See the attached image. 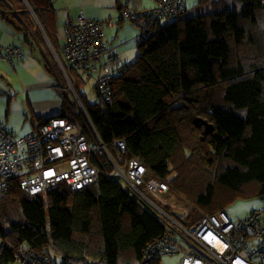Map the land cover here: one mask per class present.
Instances as JSON below:
<instances>
[{
    "label": "trees",
    "instance_id": "trees-1",
    "mask_svg": "<svg viewBox=\"0 0 264 264\" xmlns=\"http://www.w3.org/2000/svg\"><path fill=\"white\" fill-rule=\"evenodd\" d=\"M4 1L0 14L18 34L24 31L25 40L23 22L35 37L34 15L25 7L9 16ZM26 1L46 32L40 9H51L52 0ZM186 2L178 16L162 17L152 27L132 23L139 28L136 54L115 65L121 74L110 81V103L87 104L74 79L84 110L64 101L59 115L89 141L97 137L118 166L139 158L177 189L192 205L176 219L191 229L204 213L223 210L222 193L264 194V0H198L197 11L182 17ZM43 62L51 72L53 60ZM32 119L36 130L50 117ZM120 139L124 152L112 145ZM100 160L104 172L81 189L60 182L28 195L17 178L11 181L0 198V264H24L21 252L27 249L47 254L54 264L50 250L62 264L142 263L146 245L168 225L119 182L106 156ZM161 258L144 264H160Z\"/></svg>",
    "mask_w": 264,
    "mask_h": 264
},
{
    "label": "built area",
    "instance_id": "built-area-1",
    "mask_svg": "<svg viewBox=\"0 0 264 264\" xmlns=\"http://www.w3.org/2000/svg\"><path fill=\"white\" fill-rule=\"evenodd\" d=\"M152 1V7L131 6L118 12L117 17L132 23L141 20L145 26L152 27L162 17L178 16L184 6V0ZM107 23L115 25L112 21ZM65 32L62 55L66 68L59 59L57 63L68 86L64 87L59 81L56 91L61 95L71 90L83 109L75 91L74 79L69 74L75 70L87 78H94V88L100 101L110 103V81L121 71L113 67L119 58L103 41L102 22L80 13L76 23L68 26ZM23 57L20 48L0 44V59L13 63L15 58ZM112 145L120 152L126 149L125 141L121 139L113 141ZM101 156H106L114 170L121 174L128 192L150 206L168 225L164 235L146 245L141 264L153 256L177 254H180L179 264H264V194L260 196L261 206L242 219L233 220L220 210L204 213L191 229H187L172 217V205L162 197L167 192L179 195L177 189L161 181L159 175L148 169L139 158L125 159L118 166L97 137L89 141L64 116L51 117L40 123L36 130L20 137L0 124V198L8 191L14 178L18 179L20 189L28 195L60 182H65L70 189H81L94 183L98 174L104 172ZM142 185L144 188H141ZM159 195L161 203L155 200ZM164 204L170 208H165ZM21 260L24 264H54L47 254L30 249L21 252Z\"/></svg>",
    "mask_w": 264,
    "mask_h": 264
},
{
    "label": "crops",
    "instance_id": "crops-1",
    "mask_svg": "<svg viewBox=\"0 0 264 264\" xmlns=\"http://www.w3.org/2000/svg\"><path fill=\"white\" fill-rule=\"evenodd\" d=\"M5 1L7 2V0ZM30 1L33 3L44 2L43 0ZM16 3L18 4L15 6V12L17 14V10H23L25 5L19 4L20 2ZM42 5L40 7H42ZM52 5L53 7L51 9H40V17L46 32L43 31L39 19L34 14V24H36V26L34 28V24L30 25L34 28L36 34L35 37L28 35V37H30L29 44L32 45L36 42L38 50L42 54L52 60L56 59L57 62V58H59V56L55 52H58L64 44L66 38V28L75 24L79 14L83 13L88 18H95L102 22L103 41L106 43L108 48L119 55V62L120 64H123L125 62H129L132 59V56L136 54L139 31L137 26L132 24V22L128 23L119 20L117 18L118 10L123 5L138 8H149L153 6V3L151 0H52ZM24 17L27 18L26 15H24ZM109 21L114 22L115 25L109 26L107 23ZM17 37L18 34L12 25L5 21V18L0 14V44L14 45L20 48L14 43ZM23 58H15L13 63H9L12 65V68L8 66L7 62L0 59V80H16V82L11 81L7 86L0 83V106L5 102L7 104L10 103V100L13 99L15 94L20 95V97L25 96V102L22 104V111L25 116V120L28 119L30 121L32 127L31 130H33L35 128V124L32 119L33 117L45 119L53 115L60 114L62 109V98L55 89L56 83L54 81L49 79H37V81L33 80L32 72L34 68H38V66H35V64L29 60L28 62H18L25 59ZM62 59L64 60L63 55ZM60 63L62 64L61 61ZM64 64L66 66L65 60ZM58 66L61 68L59 64ZM8 74H10V76ZM11 74L16 76H11ZM15 83H17V85ZM12 87H16V89H13ZM0 123L6 130L10 131L14 135L12 131V129H14L13 127H6L2 124V122ZM6 125L9 126L8 123H6Z\"/></svg>",
    "mask_w": 264,
    "mask_h": 264
},
{
    "label": "rangeland",
    "instance_id": "rangeland-1",
    "mask_svg": "<svg viewBox=\"0 0 264 264\" xmlns=\"http://www.w3.org/2000/svg\"><path fill=\"white\" fill-rule=\"evenodd\" d=\"M40 1V0H39ZM45 1V0H44ZM198 0H187V10L185 11V13H183L182 17H191L195 11H197V7L196 3ZM8 7H9V16H13L16 14L14 8L15 6H17L18 4L14 1V0H8L7 1ZM19 4H23L25 5V7L27 8V10L34 15L33 13V9L30 7V5L28 4V2L26 0H20ZM35 5H40L41 3H36L34 2ZM195 7V8H194ZM201 11V10H200ZM13 12L15 14H13ZM18 14V12H17ZM34 17V16H33ZM5 21L8 22L7 19H5ZM124 22H128L124 20ZM10 24V22H8ZM27 25L23 22V29L27 30L28 35H31L30 29L26 27ZM138 31L139 28L137 27ZM20 35L18 34L17 39H15L14 43L16 45H18L24 54V60L22 61H18V62H24V61H31L33 62V64H35V66H38V68H34L33 72H32V76H33V80L37 81V79H49L51 81H54L56 84H60L59 80L62 82V84L64 83L65 85L68 86V83L62 73V71L60 70L56 59L53 60L54 62V68H56V72L54 71L53 67H51L52 71H48L45 67H44V62L43 60L46 59L47 61H51L49 57H47L46 55L42 54L39 50H38V45L36 44V42H34L32 45H29L26 41L30 40V37H27L26 40L24 38V31H20ZM3 45V44H2ZM4 45H8V44H4ZM62 48L58 50V54L61 56L62 58ZM135 56V54H134ZM134 56H132V58L134 59ZM63 60V59H62ZM6 62V61H5ZM16 62V63H18ZM8 63V62H7ZM8 66H12L11 64L8 63ZM115 65H113L114 67ZM12 68V67H11ZM30 70V69H29ZM27 73V72H26ZM73 79L76 80L77 83V90L78 92H80V94L85 96V102L88 104H94L98 101L99 97L98 94L94 88V78H87L84 74H81L78 71L72 70L71 71ZM10 76V74H8ZM11 76H16L14 74H11ZM11 81H15V79H1L0 83L4 84V85H8V83H10ZM17 85V83H15ZM18 85L20 86V84L18 83ZM13 89H16V87H12ZM67 92H70L68 95L66 93L61 94V98H62V103L64 101H66L67 103L69 102H75V105L80 108V103L79 100L74 96V94L72 93L71 90H68ZM81 101V100H80ZM25 102V96H21L15 94L13 99L10 100V103H4L3 105L0 106V122H2V124L6 127H13L14 129H12L14 135L16 137H20V136H24L27 133L31 132L32 127L30 124V121L28 119L25 120V116L23 115V111H22V104H24ZM82 103V102H81ZM28 115V112H27ZM6 123L9 124V126L6 125ZM1 124V123H0ZM115 172L116 176L118 177L119 182L125 186V180L124 178L121 176V174L116 171L113 170V173ZM162 197H164V201H167L168 203H170L172 205V217L174 219H176V216L174 213H183L185 212L190 205H192V203L186 199L185 197H182L180 194L179 195H175L172 194L171 192H167L164 195H162ZM219 199L223 201V210H225V212L227 213V215L233 219V220H237V219H242L246 216H248L252 210L257 209L259 206H261L262 201L261 198L259 196H250V197H240L237 196L235 194H228L226 193H222L219 196ZM155 200L157 201V203H161V195H159L158 197H155ZM252 241L255 242V239L252 238ZM1 242V241H0ZM50 255L52 258V261H54L56 264H62V259L61 256L57 253H54L53 251L50 250ZM179 259H180V254H177L175 256H163L160 260V264H179ZM14 264H22L20 261H16Z\"/></svg>",
    "mask_w": 264,
    "mask_h": 264
},
{
    "label": "water",
    "instance_id": "water-1",
    "mask_svg": "<svg viewBox=\"0 0 264 264\" xmlns=\"http://www.w3.org/2000/svg\"><path fill=\"white\" fill-rule=\"evenodd\" d=\"M201 121L203 122V124H205L207 130L212 129V125L211 124L207 123L205 120H201Z\"/></svg>",
    "mask_w": 264,
    "mask_h": 264
},
{
    "label": "clouds",
    "instance_id": "clouds-1",
    "mask_svg": "<svg viewBox=\"0 0 264 264\" xmlns=\"http://www.w3.org/2000/svg\"><path fill=\"white\" fill-rule=\"evenodd\" d=\"M62 52V51H61ZM56 53V52H55ZM57 59H59V58H57ZM60 61V60H59ZM81 102V101H80ZM82 104V103H81ZM83 106V105H82ZM54 116H60L59 114L58 115H53L52 117H54ZM51 118V117H50ZM260 197V196H259ZM225 211V210H224ZM217 212V211H216ZM227 214V213H226Z\"/></svg>",
    "mask_w": 264,
    "mask_h": 264
}]
</instances>
